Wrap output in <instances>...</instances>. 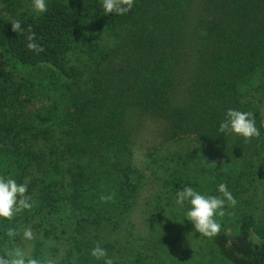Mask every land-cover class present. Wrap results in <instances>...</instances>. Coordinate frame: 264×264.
Masks as SVG:
<instances>
[{
  "label": "trees",
  "instance_id": "1",
  "mask_svg": "<svg viewBox=\"0 0 264 264\" xmlns=\"http://www.w3.org/2000/svg\"><path fill=\"white\" fill-rule=\"evenodd\" d=\"M29 1L0 0L8 13L0 12V177L26 183L31 204L12 220L0 217V256L24 246L31 227L29 256L40 264L62 248L63 264H104L90 255L97 242L114 264H169L172 241L152 230L175 215L177 191L223 198V183L238 203L225 200L220 233L205 239L224 262L264 264V200L246 196L264 185V0H134L124 14H106L102 0H46L41 14ZM29 26L43 51L27 47ZM96 30L115 44L101 46ZM80 37L91 66L69 60ZM41 67L64 89L36 110L31 104L56 77L12 74ZM230 108L252 112L260 136L246 142L219 131ZM150 126L162 139L151 152L162 182L141 209L144 232L130 214L146 177L136 148ZM169 142L181 147L160 151Z\"/></svg>",
  "mask_w": 264,
  "mask_h": 264
},
{
  "label": "rangeland",
  "instance_id": "2",
  "mask_svg": "<svg viewBox=\"0 0 264 264\" xmlns=\"http://www.w3.org/2000/svg\"><path fill=\"white\" fill-rule=\"evenodd\" d=\"M26 8H29L32 11L34 10L33 0L29 1ZM0 12L4 15H8L2 5H0ZM92 34L95 36L96 42L101 46H112L115 44L114 42L116 38L103 31L96 30L92 32ZM83 38L84 37L78 38L73 44V48L69 54V60L72 64L81 67L91 66L92 57L87 51L85 45L82 44ZM4 67L7 70L13 69L11 65L4 64ZM52 72L51 69L45 67H41L40 71L39 68H31L28 70L20 68V70L15 71L12 76L16 79L26 77L32 79L41 78L42 80H45L46 77L51 75L55 76ZM55 79L57 84L54 83L49 85L47 87L48 93L37 97L31 104V109L38 110L46 108L51 104L53 98L60 97L64 89L62 84L63 80L61 78L57 79V77ZM150 127L151 128L147 129V131L140 137L141 140L138 142L136 148V163L143 169L146 177L145 187L138 199V204L137 206H134L132 213L130 214L132 221H135L136 223V228L144 230V232L149 229V226L145 222L144 214L141 212V209L143 207L151 208V200L153 198L151 194L160 188L162 182V179H160V181L155 179L152 173V167H159L160 159L155 154H151L155 148L161 146L162 139L155 126ZM191 144L193 145L194 142H191L190 145ZM180 145L181 144L169 142L164 145L165 147L163 146L160 148V151L173 152L176 148L181 147ZM246 196H248L249 201L254 198L256 200V205H259L260 202L264 200V185L260 182L255 183L250 191L246 193ZM189 208V204H184L183 206L177 205L173 209V211H176L175 215H172V212L170 213V211H168V216L166 215L162 218L152 230V234H159L162 237L163 244H170L172 241L171 245L168 246V252L170 254L169 264H229L221 259L217 251L213 249V245L205 239V236L198 233L194 228V224L185 217ZM31 230L35 233L34 229L31 228ZM174 237L177 238L174 239ZM58 244L60 243L58 242ZM19 248L25 250L26 254L29 256L32 252L33 241L24 240V246L22 244ZM13 250L14 249L5 250V255H7V252H12ZM65 253L64 248H62L58 254L56 253L57 255L53 259L54 264H63L61 261Z\"/></svg>",
  "mask_w": 264,
  "mask_h": 264
},
{
  "label": "clouds",
  "instance_id": "3",
  "mask_svg": "<svg viewBox=\"0 0 264 264\" xmlns=\"http://www.w3.org/2000/svg\"><path fill=\"white\" fill-rule=\"evenodd\" d=\"M134 0H102V7L106 14H124L132 9ZM33 7L37 13H45L48 10L46 0H33ZM13 31L23 33L19 20L11 22ZM27 47L29 50L36 52L43 51V47L35 42V33L32 32L31 26L28 28ZM219 131L226 134H236L250 142L252 138L259 137L260 131L256 127L255 117L252 112L228 109L226 118L219 125ZM28 186L26 183H17L14 179H4L0 177V217L12 220L13 217L31 207L30 197L27 195ZM219 192L223 194V198L217 196H205L194 190L191 186H186L176 193L175 203L183 206L186 202L190 205L185 217L194 224L195 230L203 236L212 238L221 231V225L215 217L217 215L224 216L225 200L229 205L234 207L238 201L228 190L226 184L219 185ZM105 199H111L106 197ZM10 236H15V231L9 232ZM23 239L32 241L35 235L31 228L23 230ZM90 255L97 260L103 259L104 264H114L105 248L101 247L99 242L92 248ZM8 258L0 256V264H40V261L34 257L28 256L26 251L21 248H15L12 252H7ZM47 264H54L49 260Z\"/></svg>",
  "mask_w": 264,
  "mask_h": 264
}]
</instances>
